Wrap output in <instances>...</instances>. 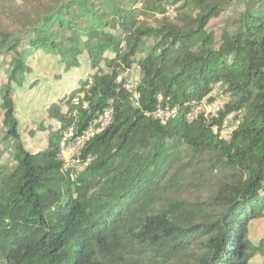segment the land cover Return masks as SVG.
I'll return each mask as SVG.
<instances>
[{
	"label": "trees",
	"instance_id": "trees-1",
	"mask_svg": "<svg viewBox=\"0 0 264 264\" xmlns=\"http://www.w3.org/2000/svg\"><path fill=\"white\" fill-rule=\"evenodd\" d=\"M46 1L0 0V264H264V0ZM50 60L24 125L17 93ZM132 66L138 105L117 81ZM107 108L71 180L59 139Z\"/></svg>",
	"mask_w": 264,
	"mask_h": 264
},
{
	"label": "built area",
	"instance_id": "built-area-1",
	"mask_svg": "<svg viewBox=\"0 0 264 264\" xmlns=\"http://www.w3.org/2000/svg\"><path fill=\"white\" fill-rule=\"evenodd\" d=\"M173 15L172 9H167L166 16ZM135 66L131 67V73L133 72ZM130 73V77H128V72H125L122 76H119L117 78V81L119 83L123 84V87L125 91L129 95V100L134 105H138L139 101V93L136 89L137 87V80L132 79ZM214 97H217L215 102L211 105L202 103V106L197 110V112L204 111L206 114L209 113H215V111H218L219 107L222 105V103L227 102V97L220 95L216 96L214 94ZM159 102H161V98L159 97L157 99ZM174 114L173 111L166 108H157V111L155 113V118L158 119L160 122L165 123L168 118L172 117ZM230 118V117H229ZM227 118L223 123V130L221 131V138L227 139L229 136V133H232L231 129H224L226 125V121L229 119ZM113 120V111L111 108L104 109L101 113H99L94 120L87 126L86 129H84L80 133H76L75 127L71 126L69 127L65 132L62 133L59 143H58V159L63 163L62 165V172L68 173L71 180H74L76 178V175H78L81 171L84 170V168L90 163L91 159L88 158L85 162H82L80 157V151L81 148L90 140H92L95 136L100 134L102 131H104ZM213 130H216V127L213 128Z\"/></svg>",
	"mask_w": 264,
	"mask_h": 264
},
{
	"label": "rangeland",
	"instance_id": "rangeland-1",
	"mask_svg": "<svg viewBox=\"0 0 264 264\" xmlns=\"http://www.w3.org/2000/svg\"><path fill=\"white\" fill-rule=\"evenodd\" d=\"M47 1L46 0H17V3L19 5L20 8H33L36 6H39V4H45ZM225 17H232L235 19H238L239 17V11L236 8L235 4H231V6L229 7V9L227 10ZM45 64V63H44ZM46 66L45 67H41L40 69V74L39 77L37 76L38 79V85L36 88H34V96L32 98H28L26 97V95H24L23 97V92H18L17 93V101H18V111H19V116L21 117L22 120V124L28 120L29 116L32 113H35V116L31 119L34 120H38L40 118V112L37 114L36 112L38 110H40V100H42L43 98H45V95L47 92L45 91V86L47 87V91H49V93H52V91H54L52 85V75L58 73V69L60 70L61 66L57 67L54 64V61L50 60V61H46ZM35 68H39L38 65H34ZM57 69V70H56ZM132 79L137 80L138 78V71L136 69L133 70L132 72ZM50 87V88H49ZM24 123V125H25ZM41 133H39L35 139H37V137H40V139L43 138V135H41ZM230 133L226 136H229ZM42 141V140H41ZM34 144L31 145L30 148L34 149L33 147ZM249 228H250V239L252 242L254 243H259V242H263L264 245V213L262 216H260L259 218H257L256 220L250 222L249 224ZM263 259L260 257H255L253 260H251L250 264H262Z\"/></svg>",
	"mask_w": 264,
	"mask_h": 264
}]
</instances>
